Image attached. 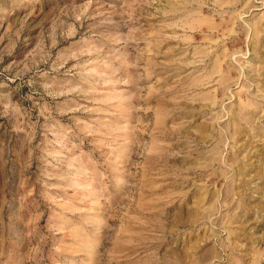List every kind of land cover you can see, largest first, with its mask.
I'll list each match as a JSON object with an SVG mask.
<instances>
[{
    "label": "rangeland",
    "instance_id": "374dc122",
    "mask_svg": "<svg viewBox=\"0 0 264 264\" xmlns=\"http://www.w3.org/2000/svg\"><path fill=\"white\" fill-rule=\"evenodd\" d=\"M0 264H264V0H0Z\"/></svg>",
    "mask_w": 264,
    "mask_h": 264
}]
</instances>
